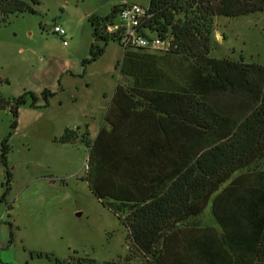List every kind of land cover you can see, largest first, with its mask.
<instances>
[{"label":"trees","instance_id":"1","mask_svg":"<svg viewBox=\"0 0 264 264\" xmlns=\"http://www.w3.org/2000/svg\"><path fill=\"white\" fill-rule=\"evenodd\" d=\"M118 8L88 17L93 39L103 46L90 44L84 66L115 42L105 28ZM146 11L151 14L146 32L171 39L164 55L188 62L184 80H169L158 58L145 51L123 53L116 66L133 82L116 86L105 115L109 131L101 129L93 143L86 177L90 190L97 199H108L103 205L125 227L142 264H264V170L241 172L264 160V66L210 57L213 19L262 13L264 0H148ZM25 12L33 9L22 0H0V23ZM27 96L30 107L44 108L55 92L43 90L42 105L30 92L12 102L0 96V110L12 115V131ZM77 130L64 129L52 141L82 140L89 146L87 133L80 139ZM8 150L6 137L0 147L5 172L0 202L12 180ZM208 205L220 232L186 226ZM131 257L130 252L122 262L86 257L53 262L130 264Z\"/></svg>","mask_w":264,"mask_h":264},{"label":"rangeland","instance_id":"2","mask_svg":"<svg viewBox=\"0 0 264 264\" xmlns=\"http://www.w3.org/2000/svg\"><path fill=\"white\" fill-rule=\"evenodd\" d=\"M22 1L33 12L9 15L0 23V96L12 102L30 92L38 97L36 105H42L43 90L55 96L44 108L30 107L27 96V103L17 110L13 131L9 110H0V147L7 137L6 163L12 178L10 191L0 202V226H10L12 238L9 234L7 238L14 240L8 251L1 252L0 261L54 264L53 258L86 257L99 263L122 262L131 252L130 264H142L141 258L134 257L125 227L103 205L108 199H97L86 178L93 143L101 129L109 131L105 115L116 86L129 87L133 80L123 77L116 66L124 53L116 42L109 41L95 61L85 66L82 61L89 57L92 42L103 46L101 40L93 39L88 17H104L124 2L146 8L148 0ZM54 25L64 29L65 37L51 32ZM146 53L158 58L169 80H184L186 60L160 51ZM210 57L264 66V11L213 19ZM77 126V136L83 139L86 132L89 146L82 140L74 144L52 141L64 129ZM121 149L128 148L123 145ZM252 170H264V160L241 172ZM4 175L0 163V195ZM186 226L220 232L210 205ZM30 252L43 256L30 257Z\"/></svg>","mask_w":264,"mask_h":264},{"label":"built area","instance_id":"3","mask_svg":"<svg viewBox=\"0 0 264 264\" xmlns=\"http://www.w3.org/2000/svg\"><path fill=\"white\" fill-rule=\"evenodd\" d=\"M150 17L151 14L146 11V8L124 2L119 5L115 21L106 26L105 33L115 40L122 52L128 50L169 51L170 38H162L146 32L145 24ZM51 32L60 38L65 37V31L60 26L54 25ZM62 44L65 45L66 42L62 40Z\"/></svg>","mask_w":264,"mask_h":264},{"label":"crops","instance_id":"4","mask_svg":"<svg viewBox=\"0 0 264 264\" xmlns=\"http://www.w3.org/2000/svg\"><path fill=\"white\" fill-rule=\"evenodd\" d=\"M76 128H79V126H77ZM8 234H9V228L0 226V257H1V252L3 250L8 251L11 247V242L14 241L13 239L11 242L8 241V238H7ZM0 264H2L1 261H0Z\"/></svg>","mask_w":264,"mask_h":264}]
</instances>
